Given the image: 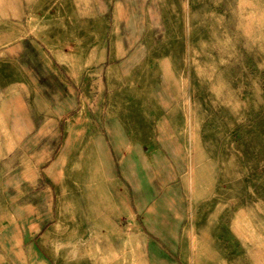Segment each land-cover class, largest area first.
I'll return each instance as SVG.
<instances>
[{"label":"rangeland","instance_id":"rangeland-1","mask_svg":"<svg viewBox=\"0 0 264 264\" xmlns=\"http://www.w3.org/2000/svg\"><path fill=\"white\" fill-rule=\"evenodd\" d=\"M0 264H264V0H0Z\"/></svg>","mask_w":264,"mask_h":264}]
</instances>
